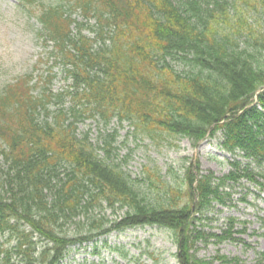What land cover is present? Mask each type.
<instances>
[{
	"label": "trees",
	"instance_id": "16d2710c",
	"mask_svg": "<svg viewBox=\"0 0 264 264\" xmlns=\"http://www.w3.org/2000/svg\"><path fill=\"white\" fill-rule=\"evenodd\" d=\"M15 1L70 85L53 93L49 75L34 94L28 76L0 92V264H61L74 245L144 225L172 233L180 264H212L191 252L196 221L228 181L258 182L250 165L264 162V0ZM89 118L155 142L220 132L248 162L222 177L189 169L183 188L156 166L133 178L111 157L117 130L94 142L79 129ZM233 228L210 235L235 239Z\"/></svg>",
	"mask_w": 264,
	"mask_h": 264
},
{
	"label": "rangeland",
	"instance_id": "374dc122",
	"mask_svg": "<svg viewBox=\"0 0 264 264\" xmlns=\"http://www.w3.org/2000/svg\"><path fill=\"white\" fill-rule=\"evenodd\" d=\"M77 18L81 19L80 16ZM39 28L34 19L17 8L15 0H0V92L19 77L28 76L37 85L34 94L43 91L49 75L53 78L47 87L53 93L70 85L62 65L49 57L52 45L47 46L41 40ZM86 32L90 33V30ZM58 104L53 101L51 110H55ZM79 129L89 131L94 142L101 133L117 130L116 149L111 157L115 162L121 161L131 177H140L144 166H156L165 178H177L182 188L187 182L189 169L196 175L222 177L232 169L230 161L235 158L244 165L248 162L241 153L235 155L222 147L220 132L207 135L199 142L186 137L155 142L135 133L127 122L120 125L116 120L104 127L96 119L89 118L79 124ZM250 167L258 175V182L248 178L228 181L221 188L222 200H212L205 215H198L201 218L196 221V226L204 236L192 244L191 252L197 259L225 264L217 258L222 256L239 258L241 264H264V162H253ZM4 168L0 157V177ZM105 213L110 220L118 222L126 214V209H107ZM231 220H234L232 233L235 239H217L210 235H222L230 227ZM76 231L74 224L65 229L70 236ZM79 263L180 264L172 233L156 225L114 229L82 245H74L61 264Z\"/></svg>",
	"mask_w": 264,
	"mask_h": 264
}]
</instances>
